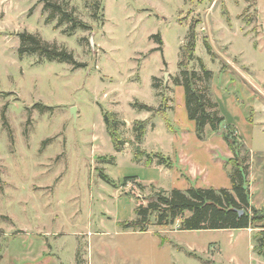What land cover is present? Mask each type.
I'll return each mask as SVG.
<instances>
[{
    "label": "rangeland",
    "instance_id": "rangeland-1",
    "mask_svg": "<svg viewBox=\"0 0 264 264\" xmlns=\"http://www.w3.org/2000/svg\"><path fill=\"white\" fill-rule=\"evenodd\" d=\"M58 1L90 27L70 34L39 0H0V264H264L262 228L178 230L155 218L146 232L123 227L160 192L229 188L228 135L264 211V0ZM190 24L191 67L211 70L225 117L203 140L175 85ZM24 31L85 66L20 56ZM106 111L119 121L121 151Z\"/></svg>",
    "mask_w": 264,
    "mask_h": 264
},
{
    "label": "trees",
    "instance_id": "trees-1",
    "mask_svg": "<svg viewBox=\"0 0 264 264\" xmlns=\"http://www.w3.org/2000/svg\"><path fill=\"white\" fill-rule=\"evenodd\" d=\"M44 3V9L49 10L48 22L59 17V23L70 24L68 31L71 34L77 28H89L90 26L78 19L72 10H68L58 0H39ZM100 6V5H99ZM196 25L190 24L188 38L182 47V58L179 62L180 74L175 77V85L184 89L185 106L187 117L195 124L197 137L205 138V129L209 126L218 131L225 121L224 115L220 114L219 104L210 95L209 82L212 72L202 64L201 72L192 69L191 63L195 58L197 42ZM20 56L25 54H38L47 60L67 62L75 67L85 66L76 60L74 54L66 48L59 47L44 41L36 34L24 31L18 34ZM156 37H159L158 35ZM208 50L211 46L206 42ZM157 88V84H154ZM138 108L150 111L151 106L139 103ZM104 121L107 126L114 147L117 151L122 150L124 141L120 139L118 128L119 121L114 113L106 111ZM227 127L232 130L231 125ZM146 123L137 120L134 123L137 141L143 140ZM230 136H225L234 160L231 162L229 188L196 187L191 186L186 191L174 188L170 193H159L157 197L147 204L136 206L137 218L123 223L124 229L146 232L154 223V218L159 226L174 225L179 222L178 230H211V229H247L250 227L262 228L258 234L259 254L264 256V211L251 203L249 189V163L246 156H240ZM158 163L172 167L171 159L159 157ZM108 180V178H107ZM243 211L241 213L240 211ZM262 249V251H261Z\"/></svg>",
    "mask_w": 264,
    "mask_h": 264
},
{
    "label": "water",
    "instance_id": "water-1",
    "mask_svg": "<svg viewBox=\"0 0 264 264\" xmlns=\"http://www.w3.org/2000/svg\"><path fill=\"white\" fill-rule=\"evenodd\" d=\"M74 110H75V109H74ZM240 212H241V213H243V211H242V210H241Z\"/></svg>",
    "mask_w": 264,
    "mask_h": 264
},
{
    "label": "crops",
    "instance_id": "crops-1",
    "mask_svg": "<svg viewBox=\"0 0 264 264\" xmlns=\"http://www.w3.org/2000/svg\"><path fill=\"white\" fill-rule=\"evenodd\" d=\"M255 206V205H254Z\"/></svg>",
    "mask_w": 264,
    "mask_h": 264
}]
</instances>
